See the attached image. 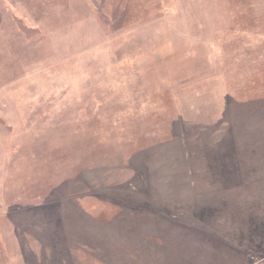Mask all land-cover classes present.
<instances>
[{
	"label": "rangeland",
	"instance_id": "1",
	"mask_svg": "<svg viewBox=\"0 0 264 264\" xmlns=\"http://www.w3.org/2000/svg\"><path fill=\"white\" fill-rule=\"evenodd\" d=\"M0 20V264H172L118 213L137 180H201L229 117L264 142V0H0Z\"/></svg>",
	"mask_w": 264,
	"mask_h": 264
},
{
	"label": "crops",
	"instance_id": "2",
	"mask_svg": "<svg viewBox=\"0 0 264 264\" xmlns=\"http://www.w3.org/2000/svg\"><path fill=\"white\" fill-rule=\"evenodd\" d=\"M262 113L260 109L256 118L262 117ZM230 114L232 116V111ZM233 120L234 116L229 117L228 125L210 138L213 149H201L203 161L208 162L206 166L188 165L195 172L194 176L201 175V180L192 178L179 186L178 197H151L147 189L143 190L146 188L143 180L133 182L136 190L133 196L131 193L125 198L129 204L125 202L127 207L118 213L121 216L116 226L131 236L144 238L140 242L147 254L143 255L147 263H150L149 258L156 257L157 245L151 242L155 232L157 247L163 249L157 254V261L162 258L172 264H264V142L257 138L253 141L248 136L239 143L237 134L229 129ZM235 120L239 122L243 116ZM148 187L152 194V187ZM181 188L185 190L180 191ZM202 189L209 191L199 194ZM227 202L244 211L223 212L215 216V224L209 222L204 210L210 206L223 209ZM149 217L155 219L153 227L147 222ZM155 221L158 230L154 231ZM108 233L101 231L97 236ZM50 240L46 237L41 241ZM39 248L35 251L41 250ZM143 253L139 252V256ZM32 264L41 262L33 261Z\"/></svg>",
	"mask_w": 264,
	"mask_h": 264
},
{
	"label": "trees",
	"instance_id": "3",
	"mask_svg": "<svg viewBox=\"0 0 264 264\" xmlns=\"http://www.w3.org/2000/svg\"><path fill=\"white\" fill-rule=\"evenodd\" d=\"M81 246H82V243H81ZM130 257V256H129ZM139 257H141V258H143V256L141 255V256H139ZM144 259V258H143ZM154 260H156V259H154ZM157 261V260H156ZM154 262V261H153ZM85 264H90V263H85ZM92 264H94V263H92ZM138 264H140V263H138ZM155 264V263H154Z\"/></svg>",
	"mask_w": 264,
	"mask_h": 264
}]
</instances>
